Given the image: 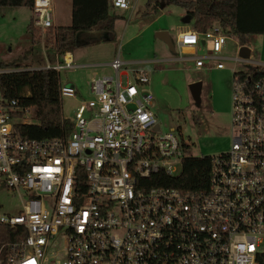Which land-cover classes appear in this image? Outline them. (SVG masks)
I'll list each match as a JSON object with an SVG mask.
<instances>
[{"label": "built area", "instance_id": "obj_1", "mask_svg": "<svg viewBox=\"0 0 264 264\" xmlns=\"http://www.w3.org/2000/svg\"><path fill=\"white\" fill-rule=\"evenodd\" d=\"M109 6L132 10L134 0H109ZM53 17V0H32V24L42 34ZM229 36L215 22L204 31L183 30L174 41L179 53L173 59L196 68H223L222 59L246 65L230 68V146L210 155L205 189L158 183L181 172L187 143L179 130L161 129L151 109L153 92L142 88L150 71L121 69L126 62L118 53L108 63L113 74L89 80L91 96L78 102L72 117L64 116L71 128L59 136H22L15 124L32 121L34 106L0 92V177L21 202L18 212L1 214L0 223L26 231L1 244L0 251L9 249L5 264H259L264 62L252 60L250 51L243 55L241 42L235 55L224 54ZM199 45L204 54L197 53ZM79 66L70 51L54 50L53 60L45 55L42 65L30 68ZM76 93L73 84L60 85L61 97ZM3 258L0 253V264Z\"/></svg>", "mask_w": 264, "mask_h": 264}, {"label": "rangeland", "instance_id": "obj_2", "mask_svg": "<svg viewBox=\"0 0 264 264\" xmlns=\"http://www.w3.org/2000/svg\"><path fill=\"white\" fill-rule=\"evenodd\" d=\"M70 1L54 0L53 26L71 22ZM179 1L134 0L132 11L114 10L119 16L114 21L113 31L106 32L98 28L80 30L79 44L73 51L83 53L86 62H104L118 53L126 62L121 69L126 67L149 70V83L142 88L147 87L153 92L151 109L160 122L161 129L167 131L173 127L179 130L187 143V155H212L225 151L230 146V68L246 65L232 59H222L224 68H208L206 65L196 68L192 61L171 59L179 53L177 46L170 49L155 32L160 29L167 30L174 43L178 31L192 27L193 19L189 22L182 21L186 9ZM30 17L31 8L27 5H0V61L16 60L22 65L36 66L33 64L44 63L45 55L53 60V45L47 42L49 28L43 34L37 29L33 41L31 31L27 28ZM107 33L109 37L104 39L103 36ZM229 35L222 52L235 55L240 41L237 36ZM42 39L47 47L46 51L42 49ZM245 45L250 48L252 60L264 62V33L246 35ZM197 53H205L203 45L198 46ZM104 69H107L106 73L113 74L109 65L102 64L59 70L60 83H73L77 90L74 97H61L62 113L65 117H72L78 102L91 96L89 80L103 74ZM192 78L200 80L202 84L199 102H195L189 88ZM124 79L125 76L122 75V80ZM31 115L34 116L33 110L29 116ZM20 208L19 196L0 177V215L16 213Z\"/></svg>", "mask_w": 264, "mask_h": 264}, {"label": "trees", "instance_id": "obj_3", "mask_svg": "<svg viewBox=\"0 0 264 264\" xmlns=\"http://www.w3.org/2000/svg\"><path fill=\"white\" fill-rule=\"evenodd\" d=\"M186 12L192 15L193 26L204 31L213 23H219L230 34L237 36L241 43L251 33H264V0H180ZM0 5H27L31 8L32 0H0ZM119 14L112 11L109 0H71V22L49 27L47 42L52 50L62 54L72 51L79 44L78 32L83 29L98 28L106 32L114 29V21ZM34 41L37 28L32 18L27 23ZM109 37V33L103 36ZM43 63L33 64L42 65ZM18 61H0V68H11L0 72V92L6 98H15L23 107L34 106V119L19 122L15 128L26 137L59 136L71 128L64 117L61 107L59 71L48 68H30ZM83 173L78 179L83 184ZM210 174V155L190 156L182 160V169L178 175L165 176L159 184L176 186L182 190H200L208 186ZM26 235L20 226H8L0 223V246L4 242L16 240ZM8 247L1 249L4 257ZM259 264H264V254L258 257Z\"/></svg>", "mask_w": 264, "mask_h": 264}, {"label": "water", "instance_id": "obj_4", "mask_svg": "<svg viewBox=\"0 0 264 264\" xmlns=\"http://www.w3.org/2000/svg\"><path fill=\"white\" fill-rule=\"evenodd\" d=\"M191 18H192V15L190 13L186 12L184 17L182 18V21L183 22H189L191 20ZM155 35L157 37L163 39L170 49H172V50L174 49L173 40L170 36V33L167 30H164V29L157 30L155 32ZM240 51L243 55L247 56L249 54L250 48L247 45H242L240 48ZM201 85L202 84H201L200 80L192 81L189 83V88L191 90V94H192L195 102L200 101ZM155 128L158 129V123L155 124Z\"/></svg>", "mask_w": 264, "mask_h": 264}, {"label": "crops", "instance_id": "obj_5", "mask_svg": "<svg viewBox=\"0 0 264 264\" xmlns=\"http://www.w3.org/2000/svg\"><path fill=\"white\" fill-rule=\"evenodd\" d=\"M71 2V1H70ZM53 7H54V0H53ZM130 10V9H129ZM132 11V10H131ZM53 15H54V10H53ZM69 16H70V18H71V3H70V13H69ZM189 28H194V26L192 25V27H187V28H185V29H183V30H186V29H189ZM183 30H180V31H178L177 32V34L179 33V32H181V31H183ZM177 34H176V36H177ZM176 38V37H175ZM73 50H75V49H73ZM70 51L71 52V54H72V56H73V59H74V61L75 60H80L79 62H76V63H78V64H80V66H89V65H95V66H99V65H108V63H109V61L110 60H107V61H104V62H86L85 61V55L82 53L81 54V52L79 53V52H74V51ZM171 59H173V57H171ZM79 66V67H80ZM201 68V67H200ZM210 68V67H209ZM216 68V67H215ZM224 68V67H223ZM106 71H107V69H104V73L103 74H109V73H106ZM95 72L97 73L98 71L97 70H95ZM108 72V71H107ZM92 78V77H91ZM90 78V79H91ZM197 79H195V78H192L190 81L192 82V81H196ZM71 84H73V83H71Z\"/></svg>", "mask_w": 264, "mask_h": 264}]
</instances>
